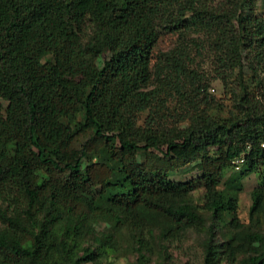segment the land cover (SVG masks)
Segmentation results:
<instances>
[{"label": "trees", "instance_id": "16d2710c", "mask_svg": "<svg viewBox=\"0 0 264 264\" xmlns=\"http://www.w3.org/2000/svg\"><path fill=\"white\" fill-rule=\"evenodd\" d=\"M161 24L215 31L225 70L241 68L247 54L252 72L264 70V0H0V204L26 214L19 225L0 208L20 230L0 231V264L92 261L115 234L95 236L69 261L51 258V237L64 231L67 251L100 218L127 229L140 258L155 225L171 237L201 224L203 264H264V91L244 87L227 116L204 109L182 127L138 124L153 100L147 85ZM175 66L185 72L178 59ZM194 161L196 178H170ZM253 172L261 182L249 218L260 226L241 234L237 259L227 225ZM197 186L208 222L184 198Z\"/></svg>", "mask_w": 264, "mask_h": 264}, {"label": "rangeland", "instance_id": "374dc122", "mask_svg": "<svg viewBox=\"0 0 264 264\" xmlns=\"http://www.w3.org/2000/svg\"><path fill=\"white\" fill-rule=\"evenodd\" d=\"M158 30V39L152 51L151 78L147 85V89L154 90L153 100L150 107L138 115V124H148L159 129L182 127L195 113L204 109L227 116L235 110L244 87L253 91L258 88L264 91V70L257 69L252 72L254 62L250 55L245 56L241 68L234 71L224 69L220 61L223 53L218 50L214 40L215 31L194 26L185 31H168L162 24ZM176 59L181 65L184 64L183 74L177 71ZM224 72L226 84L222 81ZM254 75L258 78L259 86L254 82ZM203 85L209 88L207 94L200 93L199 87ZM262 101L264 106V100ZM139 158L143 159L142 156ZM235 171L238 169L234 167L227 170L223 180L232 177ZM199 174V162L194 161L172 173L170 178L186 181L196 178ZM260 176L259 173L253 172L242 180V189L237 199V219L227 225V233L234 235L232 244L237 259L241 257V234L246 229L260 226L256 220L251 221L249 218L251 192L260 184ZM203 193L204 188L197 186L184 198L190 201L208 222L210 214L202 208ZM0 208L6 211L7 217L16 220L19 225L25 223L26 214L23 207L0 204ZM206 226L201 224L189 226L174 236L165 237L163 236L165 226L157 224L153 227L152 235L147 234L149 249L144 252V257L140 258L132 234L125 228L118 230L112 220L100 218L92 221L89 227L82 228L80 236L74 242L75 246L72 247L71 242L70 245L65 244L64 248L67 251L60 246L61 233L64 231L54 233L51 237L53 245L51 258L69 261L82 247L91 245L95 236L113 233L117 237L116 243H112L110 249L106 246L94 260L83 264H203L202 242ZM2 230L10 233L20 231L15 224L11 225L7 219L0 218V231ZM219 264L227 263L224 259Z\"/></svg>", "mask_w": 264, "mask_h": 264}, {"label": "built area", "instance_id": "2783aa9c", "mask_svg": "<svg viewBox=\"0 0 264 264\" xmlns=\"http://www.w3.org/2000/svg\"><path fill=\"white\" fill-rule=\"evenodd\" d=\"M244 161H245V159L242 155L237 157L236 159L233 160V167L235 169H240V167L244 163Z\"/></svg>", "mask_w": 264, "mask_h": 264}]
</instances>
